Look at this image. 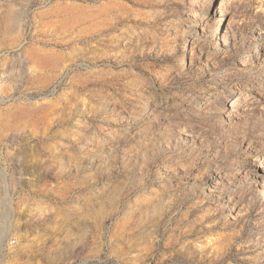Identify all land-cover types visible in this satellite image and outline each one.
I'll use <instances>...</instances> for the list:
<instances>
[{"label": "rangeland", "instance_id": "rangeland-1", "mask_svg": "<svg viewBox=\"0 0 264 264\" xmlns=\"http://www.w3.org/2000/svg\"><path fill=\"white\" fill-rule=\"evenodd\" d=\"M0 264H264V0H0Z\"/></svg>", "mask_w": 264, "mask_h": 264}]
</instances>
